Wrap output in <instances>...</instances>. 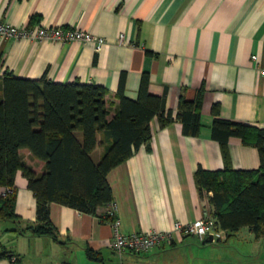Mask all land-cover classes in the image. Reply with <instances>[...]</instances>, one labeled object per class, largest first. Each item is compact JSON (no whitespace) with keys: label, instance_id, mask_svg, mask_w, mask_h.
<instances>
[{"label":"crops","instance_id":"obj_1","mask_svg":"<svg viewBox=\"0 0 264 264\" xmlns=\"http://www.w3.org/2000/svg\"><path fill=\"white\" fill-rule=\"evenodd\" d=\"M0 21L78 27L106 39L96 52L78 40L0 37V77L11 72L113 91L122 86L136 98L145 72L148 90L162 96L174 116L164 125L153 116L148 142L106 173L120 232L158 229L170 231L171 240L147 252H118L109 245L113 228L106 204L90 213L51 201L59 241L0 220V251L14 254L0 256V264H264V224L257 236L242 226L225 230L223 240L204 242L174 227L213 210L211 191L200 196L195 183L198 166L222 168L223 148L233 168L259 165L255 146L229 136L223 147L210 126L214 104L222 118L264 126V0H0ZM198 89L201 125L197 134H185L175 118L178 97ZM103 149L99 143L91 151L95 162ZM13 194L18 227L35 223V196L20 170ZM87 247L97 259L86 256Z\"/></svg>","mask_w":264,"mask_h":264},{"label":"trees","instance_id":"obj_2","mask_svg":"<svg viewBox=\"0 0 264 264\" xmlns=\"http://www.w3.org/2000/svg\"><path fill=\"white\" fill-rule=\"evenodd\" d=\"M201 89L178 97L175 118L185 134H197ZM211 136L224 147L229 136L256 147V168L198 166L194 179L200 196L208 197L215 223L226 231L248 226L255 236L264 224V126L218 116L212 105ZM158 116L164 125L174 116L164 108L160 95L148 90V74L140 77L136 98L97 83L77 80L56 82L5 72L0 77V186L14 191V176L20 170L35 196V223L18 227L14 194L0 195V220H10L14 230L30 235H48L59 241L50 221L48 204H65L84 212L112 200L107 171L130 156L151 137L149 121ZM98 135L100 136L98 140ZM103 152L97 162L91 151L97 144ZM89 259L97 252L85 249ZM14 254L2 249L0 256Z\"/></svg>","mask_w":264,"mask_h":264},{"label":"built area","instance_id":"obj_3","mask_svg":"<svg viewBox=\"0 0 264 264\" xmlns=\"http://www.w3.org/2000/svg\"><path fill=\"white\" fill-rule=\"evenodd\" d=\"M0 37L3 39L8 37L31 38L38 41L56 43L78 40L82 43L91 44L96 52H98L106 42L105 37L91 33L83 28L65 27L60 25H39L35 27L28 25L17 26L3 21H0ZM252 58L255 59V55H252ZM12 192L13 189L11 187H5L0 192V195L5 196ZM106 209L108 215L111 217L110 223L113 228L109 245L115 251H131L134 253L147 252L154 247L161 245L165 241L172 239L170 231L158 229L122 233L118 229L120 220L116 216V203L112 200L107 202ZM174 227L179 229L181 233L194 235L202 241H204L209 234H211L212 240H223L225 237V230L215 223L214 217L209 213H206L189 223H181L177 221L174 223Z\"/></svg>","mask_w":264,"mask_h":264},{"label":"water","instance_id":"obj_4","mask_svg":"<svg viewBox=\"0 0 264 264\" xmlns=\"http://www.w3.org/2000/svg\"><path fill=\"white\" fill-rule=\"evenodd\" d=\"M204 241H212V236H211V234H209V235L207 236V238H206ZM204 241H203V242H204Z\"/></svg>","mask_w":264,"mask_h":264},{"label":"rangeland","instance_id":"obj_5","mask_svg":"<svg viewBox=\"0 0 264 264\" xmlns=\"http://www.w3.org/2000/svg\"><path fill=\"white\" fill-rule=\"evenodd\" d=\"M230 238L232 239V235L230 236ZM223 245H224V244H223ZM223 245H222V246H223Z\"/></svg>","mask_w":264,"mask_h":264}]
</instances>
